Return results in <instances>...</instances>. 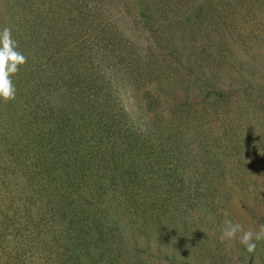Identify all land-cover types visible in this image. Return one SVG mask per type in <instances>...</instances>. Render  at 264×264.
<instances>
[{"label": "rangeland", "instance_id": "obj_1", "mask_svg": "<svg viewBox=\"0 0 264 264\" xmlns=\"http://www.w3.org/2000/svg\"><path fill=\"white\" fill-rule=\"evenodd\" d=\"M139 1L0 0V29L27 57L15 100L0 101V264H264V240L250 254L220 239L226 219L264 225V0L175 3L185 14L173 18L166 3ZM135 2L167 25L137 22ZM67 74L85 118L101 120L86 138L119 160L98 169L68 243L20 158L23 104L56 112L77 94H64Z\"/></svg>", "mask_w": 264, "mask_h": 264}, {"label": "trees", "instance_id": "obj_2", "mask_svg": "<svg viewBox=\"0 0 264 264\" xmlns=\"http://www.w3.org/2000/svg\"><path fill=\"white\" fill-rule=\"evenodd\" d=\"M158 1L166 3L173 18L185 14V9L181 10L175 3L190 6V4H195L196 0H140L139 3L148 6L147 2H149V4L152 3L157 6ZM153 11L151 7L140 8L136 4L135 8L132 9L133 18L137 22L142 19L152 21L158 28H164L168 23L167 19L158 16L161 21L160 24L155 20ZM189 13L193 14L195 12ZM186 20H188L187 17ZM170 22L176 25L178 20L171 21L170 19ZM154 37L157 41L156 36ZM74 48V44L71 46L69 44L68 49L61 54L62 66L65 69L70 67L75 58L72 53ZM64 54L67 55L64 56ZM72 55L74 58H72ZM65 78L63 80L69 83L62 82L67 87L63 90L64 94L67 93L69 88L75 90L77 94L75 98L60 96L58 98L59 108L56 112L48 108L46 113H43L41 109L43 110L45 104L42 106V103L39 102V107L32 100L28 104H23L20 158L24 161V164L25 162L28 164L26 166L27 179H30V176L33 177L34 180H30V182L35 183V193L40 195L42 203L43 200H48L55 209L58 218L55 221H60L58 225L62 228V230H57L55 234L60 236L67 229L66 240L68 243V239L71 238L68 224H72L76 208L81 205L80 202L85 194L95 196L94 194L97 192L98 169L101 175L111 174L116 169L119 160L117 154L109 150L107 152L104 149H98L99 141L94 139L95 137L93 138L94 141L86 138L89 133L97 132L93 127L95 124L102 132L101 123L99 122L101 120L90 121L89 118H85L86 115L82 113L83 107H86L85 93L81 92L83 91L81 90L82 87L76 86L74 83L76 81H71V76L68 75ZM49 79H52V76ZM46 104L48 105L47 100ZM98 107L102 106L99 104ZM85 140H87L86 143L92 141L91 146L89 144V148L93 151L91 154L86 153ZM104 152L107 154L106 157ZM85 203L87 201L82 204ZM38 222L39 230L35 234L41 238L45 237L47 232V228H45L46 221L41 217ZM21 237L27 239V234H23Z\"/></svg>", "mask_w": 264, "mask_h": 264}, {"label": "clouds", "instance_id": "obj_3", "mask_svg": "<svg viewBox=\"0 0 264 264\" xmlns=\"http://www.w3.org/2000/svg\"><path fill=\"white\" fill-rule=\"evenodd\" d=\"M12 31V28L8 26L0 29V101L4 103L15 100L17 90L12 78L27 63V57L18 50V43L13 38ZM225 215L227 216V213ZM220 239L222 242L238 239L251 254L255 252L257 242L264 240V225L255 231L245 230L242 224L226 219L221 229Z\"/></svg>", "mask_w": 264, "mask_h": 264}]
</instances>
